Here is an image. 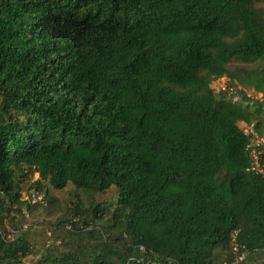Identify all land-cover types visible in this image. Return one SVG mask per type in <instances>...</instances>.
Listing matches in <instances>:
<instances>
[{
	"label": "trees",
	"instance_id": "16d2710c",
	"mask_svg": "<svg viewBox=\"0 0 264 264\" xmlns=\"http://www.w3.org/2000/svg\"><path fill=\"white\" fill-rule=\"evenodd\" d=\"M222 77L264 95V0H0V264L32 252L3 231L35 204L21 199L29 170L32 192L116 189L107 217L90 204L94 227L71 221L65 250L31 264L264 253V176L239 124L263 134L264 104L216 91Z\"/></svg>",
	"mask_w": 264,
	"mask_h": 264
},
{
	"label": "rangeland",
	"instance_id": "374dc122",
	"mask_svg": "<svg viewBox=\"0 0 264 264\" xmlns=\"http://www.w3.org/2000/svg\"><path fill=\"white\" fill-rule=\"evenodd\" d=\"M224 82H227V80L222 77L213 82L212 86L217 91L219 84ZM37 176L36 172L29 170L27 176L21 177L19 182L22 192L21 199L32 192L31 185ZM39 192L43 194L44 201L29 205V208L25 209L26 214L23 217L14 212L15 218L12 221L7 218L9 222L6 220L4 230L2 229L7 236L12 235V233L24 234L31 242L32 252L24 258V262L28 264L33 263L37 253L48 245H55L62 241L59 246L60 249L65 250V228L71 221L77 222L78 226L81 227L80 229L93 228V222H90L91 219H89L92 217L91 214L86 217L87 212H91L90 204L100 202L106 208L104 217H107L114 209L116 201L114 186L94 195H87L71 184L63 189L48 186L47 193L45 188H42ZM75 205L80 206L78 212H73ZM65 217L67 220H65ZM86 222H89V224L86 225ZM24 225H26V228H23ZM244 264H264V254H257Z\"/></svg>",
	"mask_w": 264,
	"mask_h": 264
},
{
	"label": "built area",
	"instance_id": "2783aa9c",
	"mask_svg": "<svg viewBox=\"0 0 264 264\" xmlns=\"http://www.w3.org/2000/svg\"><path fill=\"white\" fill-rule=\"evenodd\" d=\"M218 92H223L229 97H244L251 101H258L264 104V95L243 88L240 85H231L228 82L219 84ZM244 133L247 135L246 151L250 158L249 170L264 176V133H258L253 125L244 127ZM30 203H36L43 200V194L34 191L24 198ZM142 248V247H141ZM143 249V248H142ZM233 259L228 264H239L248 257V250L236 242L232 245ZM226 264V263H224Z\"/></svg>",
	"mask_w": 264,
	"mask_h": 264
},
{
	"label": "crops",
	"instance_id": "0c3cea01",
	"mask_svg": "<svg viewBox=\"0 0 264 264\" xmlns=\"http://www.w3.org/2000/svg\"><path fill=\"white\" fill-rule=\"evenodd\" d=\"M232 99H234V101H237V102H239L242 106H246V105H250V107H251V109H255L254 107H253V104H251V103H253L251 100H248V99H246V98H244V97H232ZM261 119H264V110L263 111H261L260 113H259V115H258ZM257 116V117H258ZM256 117V118H257ZM255 121V120H254ZM253 121V122H254ZM241 126H243V127H246L247 125H250V124H247V123H245L244 121H241L240 123H239ZM258 254H260V253H258ZM262 254H264V253H262ZM257 255V253H255V254H252L251 256H250V258L249 259H252L254 256H256Z\"/></svg>",
	"mask_w": 264,
	"mask_h": 264
}]
</instances>
